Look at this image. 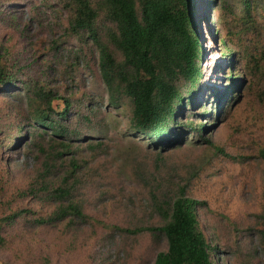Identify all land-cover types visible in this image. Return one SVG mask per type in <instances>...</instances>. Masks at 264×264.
I'll return each instance as SVG.
<instances>
[{"label":"rangeland","instance_id":"374dc122","mask_svg":"<svg viewBox=\"0 0 264 264\" xmlns=\"http://www.w3.org/2000/svg\"><path fill=\"white\" fill-rule=\"evenodd\" d=\"M255 1L252 16L257 21L246 32L236 22L244 16L240 0H226V8L220 0L215 7L209 6L210 0H196L200 14L210 10L199 22L205 89L224 90L230 76L245 79L243 40L244 46L251 38L258 41L256 47L263 45L257 50L262 68L256 80L249 85L245 80L218 120L199 121L207 128L205 137L226 157L195 136L158 155L132 129L130 104L111 103L98 49L68 34L70 13L59 0H0V52L9 75L46 85L71 99L80 110L70 118L71 125L84 137L72 142L76 150L71 154L57 158L62 149L52 151L49 136L21 139L13 147L15 140L0 131V264H154L158 253L167 250L164 237L126 235L111 227L163 226L165 220L152 206V191L160 200H169L179 186H188L189 195L205 203L197 213L201 231L216 248L212 253L216 264H264V0ZM98 25L107 43L112 25L104 17ZM221 39L236 54L233 66L231 55L223 54ZM110 49L114 50L111 45ZM19 85L15 97L13 89L8 94L0 90V130L15 131L28 113L22 97L26 90ZM82 101L93 104L92 113ZM54 104L60 110L64 107L63 100ZM213 110L212 106L208 113ZM37 142L49 148V173ZM72 158L80 165L75 201L84 204L89 221L37 225L35 220L50 217L57 204L35 196L32 189L43 179L44 185L58 184ZM23 210L30 214L6 222Z\"/></svg>","mask_w":264,"mask_h":264},{"label":"trees","instance_id":"16d2710c","mask_svg":"<svg viewBox=\"0 0 264 264\" xmlns=\"http://www.w3.org/2000/svg\"><path fill=\"white\" fill-rule=\"evenodd\" d=\"M59 6L70 13L67 27L68 34L84 38L91 42L99 51V69L104 80L111 103L119 106L123 102L130 104L132 111V129L148 141V147L158 155L179 148L188 137H197L214 148L217 153L226 157L223 149L215 146L205 137L206 126L200 123L203 118L218 120L226 109L233 95L244 85L252 84L261 73V59L257 56L258 47L251 38L244 46L243 57L245 79L234 80L233 76L224 83V90L212 92L204 88V71L200 65L204 54L202 34L199 28L200 20L209 17V11L201 14L197 10L196 0H59ZM244 16L240 25L246 32L255 26V0H240ZM216 4L210 0L209 6ZM221 7L228 6L226 0H220ZM260 16V15H258ZM101 17L112 25L103 41V35L98 25ZM238 25V23H237ZM87 42V44H89ZM110 45L114 50L110 49ZM225 49L224 55L229 56V64L233 66L236 54L228 46L226 39H221ZM119 53L117 58L115 53ZM80 54V53H79ZM239 57V55H238ZM18 80V81H17ZM9 75L3 63L0 52V90L8 94L13 89L14 97L23 85L27 104V115L18 123L15 131L2 127L0 131L15 140L13 147L21 139H40L49 136L53 147L58 150L57 158L71 154L75 147L72 143L84 139L82 133L72 127L70 118L80 114L71 99H65L57 91L46 85L38 86L32 81H20ZM245 80H247L245 84ZM229 84V85H228ZM248 84V85H249ZM228 85V87H226ZM27 94V95H26ZM206 94V97H205ZM205 98V99H204ZM239 99V98H238ZM64 101L62 110L55 107L54 102ZM87 103V113H92L93 104ZM213 106L211 114L208 110ZM90 122L88 117L85 118ZM195 120L198 121L196 124ZM23 124V125H21ZM1 127V125H0ZM77 136V138L75 137ZM77 139V140H76ZM34 145H35V141ZM2 136H0V142ZM32 141V140H31ZM92 147V146H90ZM37 150L47 158L46 173L52 161L49 148L37 142ZM264 158V151H262ZM69 169L54 186L44 185L32 189V194L45 196L57 204L56 211L48 218L35 220L37 225L87 222L84 204L75 201L78 188L80 165L72 158ZM188 186H179L175 196L169 200H160L156 191H152V206L158 215L165 220L161 227H139L135 229L111 227L115 232L126 235L157 234L165 238L167 250L158 253L154 264H216L212 253L216 250L200 229L198 209L205 203L189 195ZM23 214L21 211L6 219L14 222ZM9 264V263H3Z\"/></svg>","mask_w":264,"mask_h":264}]
</instances>
